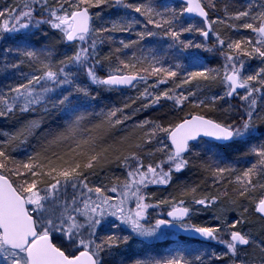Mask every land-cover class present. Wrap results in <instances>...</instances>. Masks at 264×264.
Masks as SVG:
<instances>
[{
	"label": "snow or ice",
	"instance_id": "snow-or-ice-1",
	"mask_svg": "<svg viewBox=\"0 0 264 264\" xmlns=\"http://www.w3.org/2000/svg\"><path fill=\"white\" fill-rule=\"evenodd\" d=\"M109 0H23V7H15L7 11V19L0 24V32L16 33L23 29L42 24L48 25L51 29L61 34L63 42L76 43V50L71 56L53 64L51 52L34 50L29 48L17 49L18 53L28 61L33 62L36 67L34 74H31L26 82L11 87L7 92L0 91V116H6L17 109L20 112L35 110V106L46 104L49 94L64 85L73 88L75 92L88 95L86 87L76 83L77 73L70 69L76 67L78 71H84L93 84L101 85H134V81H147L145 75H108L106 78H99L89 62L95 60V51L98 43H103L101 38L106 32L123 31L128 32L135 25L141 24L136 18L121 19L113 21L110 27L94 29L92 27V15L89 9L98 7L100 4L108 3ZM116 5L131 9L144 17L147 25H153L162 32L144 31L137 32L140 40L145 36L163 35L172 40L169 47L182 45L183 48L201 47L200 44L193 45L191 41L185 42L180 39L181 32H191L192 25L176 30V21L179 16L174 10L166 9L157 11L151 4L133 5L126 0H114ZM207 7L215 8L214 0H207ZM261 10L253 11L251 4L245 10L237 11L230 16V19L246 20L241 27L251 30L257 35V39L251 38L233 40L227 43V51H222L225 58L223 75L220 76L219 69H208L188 72L180 84L175 88L168 89L152 97L151 103L156 104L161 98L172 100L176 108H182L189 98L196 95L193 91L176 92V88L189 84L192 81H216L219 80L224 86L223 95L213 96L212 103L205 100L191 101L193 108L200 109L199 112H187L185 116L166 126L159 122L143 121L139 127L151 124L152 127L145 132V143L156 140L159 147L148 155L160 153L161 158L143 163V159L137 151H130L127 156L117 157L122 166L127 169V177L124 181L113 183L110 187L105 185L90 186L86 172L93 170L99 165L102 153L95 148V138H77L82 115L76 116L64 132L53 137L51 143L59 144L72 142V147L65 155L53 153L54 159H49L48 164L23 163L14 169H8V163H15L10 160L8 154L0 148V264H104V255L111 254V250L118 247L120 243H127L129 237L122 239L115 234L100 237L99 227L108 216L114 217L120 224L127 225L133 233L141 237H154L161 225L177 222L179 227L191 229L201 237L217 241L224 246L225 251L217 255V260L227 258L230 264H255L254 260H248L240 256L242 247L253 244L248 233L237 227L243 224V219L234 220L228 223L221 217L220 227H201L185 224L183 218L189 213V209L183 207L180 201L179 207L173 205L172 210L167 213L173 221L156 220L154 226L146 227L141 221L145 217L146 210L153 205L144 202L145 197L140 194L141 186L151 184H167L172 174L181 172L189 164L186 158L188 153L193 152V141L200 137H209L224 145L246 141L255 132L254 121L258 117L257 94H264V67L255 74L245 76L243 69L245 60L243 57L260 58L264 61V4L260 5ZM192 13L203 18L205 29H195L200 35L207 38L210 34L211 25L216 21L208 20V11L204 0H186V7L182 8L180 15ZM99 13L96 16L99 17ZM5 17V12H0V18ZM234 27V25H229ZM215 34V33H213ZM110 40L111 37L109 36ZM90 41V42H89ZM217 42L223 48L226 41L217 35ZM124 48H128L132 41L120 42ZM212 51L211 48L206 49ZM7 51V50H6ZM120 51V49H116ZM121 63L124 68H134L135 65ZM17 67V65H12ZM165 67L160 61L153 58L149 68L144 69L151 76L157 77L152 88L160 84H166L169 79L178 76L180 65ZM119 72L120 69H114ZM215 73V74H214ZM243 90V94L239 90ZM71 92L61 95L52 101V106H64L70 103ZM151 95L148 88H145L141 96ZM238 97L239 104L229 103L228 108L223 111L235 113L238 119L231 122L227 120H216L204 114V109L215 111L218 101L226 98ZM260 99H264L261 95ZM148 105H145L147 107ZM119 109L108 114V122L112 124V117L116 116ZM129 117H125L128 119ZM35 123V122H33ZM115 124L122 123L117 119ZM38 127V125H35ZM162 134V136H161ZM142 145L137 144L135 148ZM199 155V152L193 153ZM249 154L256 156V163L246 169L237 182L241 185L239 195L244 196L250 189L255 188L253 178L264 175V142L253 146ZM65 156L68 158L66 159ZM83 157L86 162H80ZM34 159V158H30ZM45 167L48 171H45ZM211 168V166H209ZM8 169L5 175L3 170ZM23 169V171H21ZM39 169V171H37ZM214 175L222 178V174L231 171L230 168L216 167ZM12 177L16 179L13 180ZM43 184L45 187H41ZM71 187L73 192L68 198L67 188ZM264 187V185H261ZM123 189V191H120ZM193 191H195L193 189ZM108 193H118V202H114L113 196ZM130 197H135L136 207L125 209V204ZM218 199L212 197V201ZM209 202L208 197L195 200V203L205 205ZM161 203H168L162 201ZM248 209L245 208L244 212ZM255 212L264 215V198H260L255 205ZM243 215V213H241ZM112 228H117L115 222ZM53 234H59L62 238L60 244L53 242ZM65 244L67 246H65ZM262 253L260 264H264V242L257 245ZM196 261L203 264L200 256ZM135 264H193L183 256H174L164 260H136Z\"/></svg>",
	"mask_w": 264,
	"mask_h": 264
},
{
	"label": "trees",
	"instance_id": "trees-1",
	"mask_svg": "<svg viewBox=\"0 0 264 264\" xmlns=\"http://www.w3.org/2000/svg\"><path fill=\"white\" fill-rule=\"evenodd\" d=\"M222 1L224 2L222 3L223 6L230 12V14L234 13L233 11L235 10L238 11L239 8L237 9L236 0ZM126 2L133 5H139L148 3L149 0H126ZM50 3L54 4L55 0H50ZM173 3L178 5L179 10H181V6H183L182 4L174 0ZM17 6L22 8L23 0H0V12H5L4 19H7V11ZM240 6L241 5L239 3V7ZM89 11L92 15L91 24L94 29L110 27L113 21L129 19L130 16L133 15V11L131 9L124 8L122 5H116L114 0H109L108 3H103L98 7L90 8ZM96 13L100 14L99 17L96 16ZM217 13H220L219 10H217ZM232 15L233 14H231V16ZM228 16L230 17V15ZM212 17L213 14L208 12L209 21H211ZM192 21L198 22L199 26L204 29V26L200 21ZM0 24H2L1 20ZM229 24L234 25V27L238 30L241 28L237 20L231 19V21H227L226 19H223L220 25H211L212 31L209 35H211V33H215L227 43V39L232 38V35L234 34L232 31L227 29L226 26ZM30 28L31 31L29 34L22 35L18 39L13 40V42H11V39L8 37L9 33L0 32V44L7 41V48H10V50L29 48L40 51L46 49L52 54L51 61L53 64H57L58 61L73 54H63V46L67 47L73 43L67 44L63 41H56L55 35L51 33L46 24L32 26ZM224 31L228 32L225 34ZM159 32H162V30L159 29ZM109 36L111 37L110 40L108 39ZM101 38L103 39V43H98L95 51V60H99L100 63L96 64L94 60L89 62V66L94 68L96 75L101 79L110 74H119V72L114 71V69H116L115 65L119 61L126 63L128 56H130V54H134L140 47L144 45H154L156 41H159L157 43H159L158 45L160 49L165 46L164 43L167 44L169 41L172 42V40H168L169 37H165L163 35L145 36L143 40H140L134 30L125 33H122V31L106 32ZM121 41H124L125 43L138 41V43H133L130 47L124 48L120 43ZM201 43L205 48L212 49V51H209L211 57H208L205 53L200 55L204 64H209L208 68L211 69V66L212 68L214 66L212 59L214 57L216 58L221 56V52L216 51V49L213 50L217 47V45L216 42L215 44L212 43L209 36L207 40H204L202 37ZM170 44L172 43H168V45ZM116 49H120V51H116ZM172 49L174 54H182L180 53L179 47L177 48L174 46ZM186 62L190 63V60L186 59ZM26 63L32 69L36 67V65L31 61L26 60ZM262 67H264V64L258 65V67L255 68L256 70H253V72L256 73ZM144 69H139V73L147 74V72H143ZM70 70L77 73L76 83L81 87L87 88V96L82 93L75 92L73 88L68 85H64L62 88L56 89L54 94H51L46 104L35 106V110L33 111L22 113L19 109H17L13 113L6 116H0V148L8 154L11 161L15 162L8 163V166L17 167L20 164L29 162L43 164L46 166L49 159H54L53 153L65 155L69 151V148L74 146L72 145V142L68 141L66 143L53 144L51 141L55 135L64 132L68 124L74 120L76 116L82 115L84 118L80 122L77 138H86L89 136L94 137L96 151L103 154L99 165H97L95 169L86 172V175L88 176L87 182L93 187H103L105 185L110 187L112 185V181L117 182L115 178L118 177L120 181L126 176L125 166L121 165L117 157L127 156L130 151H137L142 157L145 165L151 161L159 160L157 153L154 155H148V153L154 152L155 148L153 144L150 145L149 143L144 142L146 139L144 135L146 131L133 124H137L141 119H147L150 122H159L166 126L171 122H175L183 118L187 112H199L200 109L193 108L191 101L205 100L206 103L209 104L206 99L214 96V91H216L214 87L219 85L218 80H194L189 84L183 85L181 88H176L175 90L177 93H187L188 91L196 93L195 96L189 98V102L185 103L182 108H176L172 100L161 98L156 104H152L151 100L153 96L168 89L175 88L176 84H180L182 82L184 78L181 77V69L178 70V76L169 79V82L166 84H160L157 87L152 88L151 85L155 84L157 80V77L154 76V78H156L154 81L147 78L146 82L142 81L128 90H114L101 84H93L88 80L84 71H78L75 67H72ZM192 71V69H189L184 73ZM3 75H0V91L7 92L11 87H15L17 84H14L13 86H4L2 83ZM145 88H148L151 95L141 96V93L144 92ZM68 92L72 93L70 96V103L64 106H52V101L58 99L61 95L67 94ZM229 103L233 105L239 104L236 98L231 101L226 98L223 101L217 102V110L210 111L208 109H204V114L209 118L227 120L228 122H231L233 119H238L239 117L235 113L223 111V109L228 108ZM145 105L148 106L145 107ZM117 109L125 115L130 116L131 119L129 120L134 123L132 122L133 124L130 126V121L128 127L125 129H120L117 128V126L109 124L107 119L108 114ZM35 125H38V127ZM255 129L257 132L264 131V119H255ZM137 144L142 145V147L135 148V145ZM196 144L205 146L206 152H201L202 154L198 157L189 160L188 166L181 172L173 173L171 181L167 187L164 185L155 187V190L151 192L152 194L149 193L148 196L151 194V198L154 200H160L165 195H168L169 199L176 205H180V201L185 203L188 196H191L192 198L190 199L193 201L208 197L209 202H211L212 197H216L219 194L218 190L220 188L217 187L214 172L207 164L205 154L208 155L211 148L216 149L220 153L222 157L221 159L226 164H235V167L246 165L245 161L249 158L250 151H248V147L244 143L237 142L225 146H218L208 142L198 141L193 143V146ZM208 147L209 150L207 151ZM188 156L189 153L186 158H188ZM30 158L34 159L30 160ZM65 158L67 159L68 157L65 156ZM80 162H86V160L81 157ZM44 170L48 171V168L45 167ZM37 171H39V169H37ZM40 186L45 187L43 184ZM193 189L195 191H193ZM67 190L73 191L71 187H68ZM231 194L233 195L226 196L227 198L224 199V219H227L228 216H232L230 221L233 222L234 220L239 219L237 215H241V213L247 214L244 212V209L247 208V212L254 219L255 224L252 226L251 232L255 234L259 242H264V220L260 219L255 214V205L259 199L262 198L264 194V187H261L260 185L244 196H239L234 193ZM218 200L219 199H217V201ZM162 209V214L165 215L168 211H165V208ZM202 223L203 222L201 220H197V222L193 220L192 225L203 226ZM237 227L240 228V224ZM176 238L177 240L173 243L166 241L156 246L159 251L155 247L152 251H144L142 249L139 254H141V258L146 259L150 257L148 259L153 260L152 257L163 256L173 250H184V252H187L190 247L193 246L199 248L207 246L209 250L214 242L213 240L195 241L177 235ZM52 239L55 243L54 236ZM180 244H185V246L183 248H179L178 245ZM240 255L242 258L256 261L260 257V252L249 245L240 249ZM133 257L137 258L139 256L134 255ZM208 260V264H220V262L216 260L215 256L209 257ZM110 263L111 262L108 260L105 264Z\"/></svg>",
	"mask_w": 264,
	"mask_h": 264
},
{
	"label": "rangeland",
	"instance_id": "rangeland-1",
	"mask_svg": "<svg viewBox=\"0 0 264 264\" xmlns=\"http://www.w3.org/2000/svg\"><path fill=\"white\" fill-rule=\"evenodd\" d=\"M204 2H205L206 10L210 12V14H213L211 21H216L214 25L215 24L220 25L223 19H226L227 21L228 20L231 21L228 15L231 16V14H235L237 12V10H235L233 11L234 13L230 14V12L223 6L222 3L224 2L222 0H214L215 8L207 7V0H204ZM239 3L241 5L240 7H239ZM143 4H151V6L156 8L157 11H162V12L165 11L166 9L174 10L175 13L179 16V19L176 21V25H175L177 31H180L183 28H187L189 25H192L194 28V30L191 32H181L180 39L185 42L191 41L193 45L200 44L201 47L197 48L193 46V47H189L185 49L183 48L182 45H176L177 48L178 47L180 48V53H182L179 55L177 53L174 54L172 52L173 51L172 47L169 48L168 43H173V42L169 41L167 44L164 43L165 46L159 49V45H158L159 43H157L159 41H156L154 45H144L140 47L139 50L136 51L134 54H130V56H128L126 63L135 65L134 68H124V65L119 61L115 65L116 69L117 68L120 69L119 74H114V75H145L149 79L154 81V79H156L154 78V76H151L148 73L147 74L139 73L140 72L139 69H144L147 67L149 68V65L153 61V58L160 61V63L163 64V66L165 67H172L173 70H176L175 66L179 64L181 72H182L181 74L182 78H185L187 73H184V72H186V70L192 69L193 71H198V70H203L209 67V64H204V61L201 59L200 55H203V53H205L208 57H211V56L209 54V51L206 50L207 48H205L204 45H202L201 43L202 35H200V33L195 30V29H202V28L201 26H199L198 22L188 20L184 18L183 15H180L182 8H184L183 6H181V10H179L178 8L179 6L173 3V0H149L148 3H143ZM249 4L253 6V9H252L253 11L258 12L261 10L260 5L264 4V0H238V1L236 0L237 9L239 8L238 11L245 10ZM217 10H219L220 13H217ZM131 18H136L141 21V24L135 25L133 27L132 30H134L135 33L144 32V31L159 32V29L154 28L153 25H147V27L145 28L143 25L146 24V21L144 20V17L139 15V13L133 12V15H131L129 19ZM0 20L2 21V23L4 22V18L2 19L0 18ZM237 22L241 26L244 22H247V21L237 20ZM229 25L226 26L227 29L232 31L234 34L232 35V38L227 39V43L233 40H239L242 38L243 39L251 38L253 40L258 38L255 33L251 32V30L244 29L242 27L238 30L236 29V27H229ZM48 28L51 31V33L55 35L56 41H62L61 34L58 31L51 29L49 26ZM30 29L31 28L23 29L20 32H16V33H9L8 37L9 39H11L10 41L13 42V40L18 39L22 35L29 34L31 31ZM224 32L226 34L228 31H224ZM122 33H125V32L122 31ZM209 37L211 38L213 44H215L216 42L217 47L219 46L218 48L215 47L213 50L216 49V51L218 52L227 51V43L223 46V48L218 44L217 34L213 35V33H211ZM168 40H171V39L168 38ZM78 43L79 42L73 43L72 45L67 46V47L63 46V51H64L63 54L66 53L68 55H71L76 50V44ZM7 45H8L7 41H5L3 44H0V75L4 74L2 76V79H3L2 83L4 86L6 85L13 86L14 84L18 85L20 84V82L24 83L26 82V79L31 74H34L35 67L33 69L30 68V66L27 65L26 63L27 59L21 56L18 53L17 49L10 50V48H7ZM216 45H213V46H216ZM186 59H189L190 63L186 62ZM243 59L245 60V66L243 69V74L245 76L255 74L253 70H256L255 68H257L258 65L264 64V61H262L260 58L249 59L248 57H243ZM212 63L214 66L213 68L211 66V69H219L220 76H222L223 75V65L225 63L224 56L221 55L216 58L214 57L212 59ZM14 64L17 65V67H12V65ZM143 72L145 71L143 70ZM88 80L90 81L89 78ZM218 83L219 85L214 87L216 89V91H214L215 92L214 96L223 95L224 93L223 84H221L219 80H218ZM240 93L243 94V90ZM51 94H54V92L50 93L49 97L51 96ZM261 95H264V94H257L258 105H259L258 112H257L258 117H264V99H260ZM235 98L237 102L240 103L238 97H235ZM206 100L209 102V104L212 103L210 97H208ZM125 117H129V118L125 119ZM117 119L121 120L122 123L115 124L114 121ZM129 119H131L130 116L125 115L121 111H117L116 116L112 117V121H113L112 125L117 126V128H120V129H125L126 127H128L131 121ZM143 121H149V120L141 119L138 121L137 124H133L134 122L131 121L130 126L132 124L139 126ZM254 124H255V121H254ZM150 128H151V124L145 125L144 128L140 127V129H143L146 132ZM261 142H264V131L257 132L255 129L254 134L250 138H248L246 141H242L239 143L246 144V146L248 147V151H250V149L253 146H258ZM149 144L150 145L153 144L155 149L159 147L156 140H152L151 142H149ZM208 150H209V147L207 148V151ZM195 152H199L200 154H202L201 152H206L205 146H202L201 144H196L193 147V152L189 153V156H188L189 160L195 159V157H198L200 155V154L198 156L194 155L193 153ZM157 154H158V159H160L161 154L160 153H157ZM205 157H206L207 164L211 166L210 169L212 171L216 167L223 168L225 166L227 168H230L231 171L223 173L222 178L214 175L215 181L217 183V187L220 188L218 190L219 194L216 196L219 199L218 201L216 199L215 201L208 202L205 205H200V204L195 203V201L191 200L190 199L192 198L191 196L187 197L188 198L187 201L185 200V203H183L182 205L183 207H186L189 209L188 217L184 221V223L192 225L193 220L196 222L197 220H201L203 222L202 223L203 226L201 227H220L221 220L217 219V217H221L224 219V212H225L224 207H223L224 199L227 198L226 196L233 195L231 193L239 195L241 185L238 184L237 177H241L243 172L246 169L250 168L254 163H256L257 158L254 154H249V158H247V160L245 161L246 165H240L238 167L236 166L238 168L237 169L235 167V164H232V165L226 164L221 159L222 157L216 149L211 148L210 152H208V155L205 154ZM14 168L16 167L8 166V169H14ZM8 169L3 170L5 175L8 174ZM125 170H126V176L124 179H121L119 182H122L126 179L127 177L126 167H125ZM12 179L15 180L16 178L12 177ZM170 181L167 184L148 183L146 186H141L140 194L145 197L144 202L149 205H153V207H149L146 210L145 217L141 221V223L144 224L146 227L154 226L156 220H160L164 217V214H162V211H163L162 208H165L164 209L165 211H170L173 205L177 207L181 206V205L174 204L173 201L169 199L168 195H165L160 200L159 199L154 200L153 198L150 197L152 194L151 192L155 190L154 189L155 187H159L161 185H164L167 187ZM113 183H118V181L117 182L112 181L111 184ZM253 183L256 185L255 188L259 187L262 184L264 185V176L261 175L258 177H254ZM255 188L250 189L248 192L253 191ZM66 191H67L68 198L70 199L73 191H69V190H66ZM120 191H123V189H120ZM248 192L246 194H248ZM149 193L151 194L148 196ZM108 194L113 196L114 202H118V199H119L118 193H108ZM162 201H167L168 203H161ZM124 207L126 210L132 209L134 211L136 207L135 197H130ZM246 213L247 214L237 215L239 219L244 220V223L240 224V228L243 232L248 233L251 236L253 240V244H251V246L252 248H255L256 250L260 252V257H261L262 253L260 251V248L257 246L261 242H259L255 234L251 232L252 226L255 225L254 219L250 216L248 212ZM231 218L232 216H228V218L227 219L225 218L224 220H226L228 223H231L230 221ZM112 222H115L118 225V227L112 228L111 226ZM98 234L100 237H104V236L112 235V234H115L121 239L125 236L129 237L127 243H120L118 247H115L111 250V254L104 255V264L108 260L111 262L110 264H135L136 260H149L148 258L150 257L146 259L141 258L142 256L141 254H139V252H141L142 249L144 251H147V250L152 251L153 248H155L156 246H158L159 244L163 242L167 241V242L173 243L175 240H177L176 234L168 230H161V229H157L156 235L154 237H148V238L141 237L133 233L132 230L127 225L120 224L119 221L115 220V218L111 216H108L105 218L104 223L98 229ZM53 236H54V241L56 244H60L62 242V238L59 236V234H53ZM185 244H180L178 245V247L183 248ZM65 246L67 245L65 244ZM224 251H225L224 246L219 244L217 241H214L212 247H210L209 250L207 246L200 247V248L193 246V247H190V249L187 252H184V250L183 251L173 250L172 252H168L167 254H164L163 256L152 257V258L153 260H164V259L172 258L174 256H183L186 260L192 261L193 264H200V262L196 261L195 259L197 256H200L201 260L203 261V264H208L209 257H212V256L216 257L217 255H221ZM134 255L139 256V257L134 258L133 257ZM260 257L259 259L255 261V264H260ZM218 261L220 262V264H230L227 258H225L224 260H218Z\"/></svg>",
	"mask_w": 264,
	"mask_h": 264
},
{
	"label": "water",
	"instance_id": "water-1",
	"mask_svg": "<svg viewBox=\"0 0 264 264\" xmlns=\"http://www.w3.org/2000/svg\"><path fill=\"white\" fill-rule=\"evenodd\" d=\"M174 1H177V2L181 3L184 7H186V0H174ZM183 16L186 19H189V20H199L200 22L203 23V26H204V29H205V24H204L203 18L199 17L198 15H195V14H192V13H184ZM202 37H203L204 40H207V38H208V37L205 38L204 36H202ZM66 43L67 44H72V43H69V42H66ZM141 82H142V80H137V81H134L133 83L135 85V84H138V83H141ZM103 86L112 88L114 90H127V89H131L133 87L132 85H111V86L103 85ZM239 91L241 92L242 89L239 90ZM232 99L233 98H227V100H229V101L232 100ZM198 141H204V142H208V143H211V144H214V145H218V146H225L223 143L215 141V140H213L212 138H209V137H200V138H198ZM195 142H197V141H193L192 144L195 143ZM262 198H264V194H263ZM167 213L164 215L162 220L173 221V218L169 217L167 215ZM255 214L260 219L264 220V215H261V214L256 213V212H255ZM187 217H188V215L183 218V221H185L187 219ZM159 229L171 231L174 234H176L178 236H181L183 238H186V239H191V240H195V241H209L208 239H205V238L201 237L198 233H195V232L191 231V229H187L186 230V229H184L182 227H179L177 222H175V221H173V223L169 224V225H161V227ZM242 248H244V247H242Z\"/></svg>",
	"mask_w": 264,
	"mask_h": 264
},
{
	"label": "flooded vegetation",
	"instance_id": "flooded-vegetation-1",
	"mask_svg": "<svg viewBox=\"0 0 264 264\" xmlns=\"http://www.w3.org/2000/svg\"><path fill=\"white\" fill-rule=\"evenodd\" d=\"M235 98V97H234ZM258 217V216H257Z\"/></svg>",
	"mask_w": 264,
	"mask_h": 264
}]
</instances>
